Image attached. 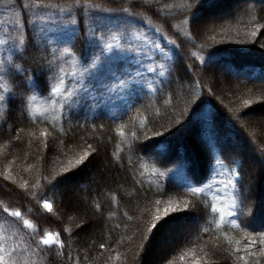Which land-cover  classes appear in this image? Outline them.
<instances>
[{
    "label": "trees",
    "instance_id": "trees-1",
    "mask_svg": "<svg viewBox=\"0 0 264 264\" xmlns=\"http://www.w3.org/2000/svg\"><path fill=\"white\" fill-rule=\"evenodd\" d=\"M76 3L0 2V40L6 41L0 44V84L8 89L0 88L5 96L0 101V235L17 246L20 264H192L193 253L201 264H234L235 242L243 247L249 235L264 232V147L259 142H264V131L257 123L264 119V5L254 4L244 13L248 8L244 3L232 15L201 23L194 31L190 20L200 0H79L80 5H99L98 9L77 8ZM225 3L204 0L195 19ZM185 4L194 8L187 10ZM109 15L130 16L137 34L163 49V53L151 49L155 63L146 58L143 63L157 71L164 64L168 71L163 77L147 73L154 81L152 89L135 84L117 93L123 99L100 107L85 96L69 113L66 105L61 107L64 97L80 87L81 66L97 51L88 43L89 26L93 17ZM37 16L44 19L47 40L54 42L47 47L28 24ZM17 20L24 27H7ZM73 29L77 36L70 40ZM21 35L32 38L23 54L18 51ZM129 39L134 47L144 46L142 40ZM66 47L69 52H64ZM49 61H54L51 71ZM130 63L136 67L131 54L111 70L120 75ZM73 71L75 76L70 75ZM223 74L230 81L219 91L207 83ZM98 80L112 83L106 76L83 82L99 88ZM50 87L58 90L53 94ZM84 151L91 155L65 172L68 160ZM250 161L257 163L254 172ZM106 170L108 176L100 185L88 190L90 179ZM188 178L191 186L202 189L200 193L182 186ZM238 188L244 196L237 195V206L245 215L237 223L248 220L250 227L237 228L231 223L234 217L225 214L221 219L211 210L215 203L227 212ZM72 191H86L87 207L69 202ZM217 191L220 199L214 200ZM44 200L52 204L51 212L43 208ZM169 201L176 211L168 215L176 219L159 232L154 228L155 236L146 232L157 208L163 213ZM4 207L19 210L21 218H6ZM25 219L33 228L24 227ZM185 223L187 233L173 240L175 228L185 230ZM35 229L39 235L59 233L65 247L35 249L31 237ZM260 247L257 242L251 251ZM240 255L247 257V252ZM253 259L264 264L260 257L249 258L250 264Z\"/></svg>",
    "mask_w": 264,
    "mask_h": 264
},
{
    "label": "snow or ice",
    "instance_id": "snow-or-ice-1",
    "mask_svg": "<svg viewBox=\"0 0 264 264\" xmlns=\"http://www.w3.org/2000/svg\"><path fill=\"white\" fill-rule=\"evenodd\" d=\"M2 2V0H0ZM204 0H200V3L195 6V10L192 11V17L190 20L191 27L194 31H199L200 29V23L198 20L195 19L196 13L199 11V7L202 6ZM28 5H23L24 9H27ZM36 7H44L47 8V5H36ZM76 7L80 8L83 7L85 9L87 8H99V5H80L79 0H77ZM184 8L187 10H192L194 6L192 4H185ZM64 10L61 9V12ZM103 11H107L106 9ZM127 12V9L124 10ZM49 19H52L51 17ZM37 20L40 21V24L37 23ZM56 20H53V23H56ZM44 23V19L41 16H37L36 20H29L28 24H30L36 31L42 35L43 39L46 40V47L52 43L53 41L47 40V37L45 34L46 30L42 26ZM71 24H75L76 21L72 20L70 21ZM9 29L11 28H21L24 27L20 23L19 20L16 21L13 25L7 26ZM157 31H159L157 29ZM253 36L256 35L255 32L252 33ZM76 32L75 29H73V35L70 37V40L76 39ZM133 37L136 40H142L144 46L140 47H134L131 43V40L129 37ZM31 37H26L25 35H21L19 37V46L18 51L20 54H23L26 52L27 47L31 43ZM172 43V41H169ZM6 43L4 40H0V44ZM88 43L91 47L96 49L97 51L93 53V55L90 57V59L87 62H84L80 69V87L78 89L68 91L67 94L64 97L65 103L61 105V107H65V105L68 108L69 113L73 110L74 106L80 104L84 97L87 96L89 99H91L92 103L96 105L97 107L102 106L103 104L108 103L109 101H114V98L123 99V97L118 96V92H123L125 90L130 89L135 84H146L149 89H152L153 80L149 79L147 76V73H151L154 76H160L163 77L165 75V72L168 71V69L165 68L164 64H160L159 71H157L156 67H153L149 64L143 63V58H146L148 60H151L152 63H155L153 60V57L149 55V52L151 49H159L161 53H163V49L160 47L159 44L149 41L147 37H143L137 34V30L135 29L132 20L129 17H114L113 15H109L106 17H93V22L89 26V39ZM151 45V48H146L145 46ZM264 46V45H262ZM70 49L67 47L64 49V52H69ZM131 54L132 59L134 61V64L136 67H133V65L130 63L128 68H124L120 75H117L116 72L112 71V66L115 62L120 61L124 59L127 55ZM164 55H167V53H164ZM12 57H9V60H11ZM54 61H49V71H51V67ZM19 67V66H17ZM141 69H144L143 71ZM3 69L0 68V72H2ZM61 73H63V69L60 70ZM77 73L73 71L70 75L75 76ZM170 75V72H169ZM101 76H106V78L112 83H106L104 80H98L100 87L96 88L94 85L91 87L88 83H84L83 81H92L94 79H98ZM0 79H3V77H0ZM31 80V78H30ZM65 83V80L63 78L59 79V84L63 85ZM163 83V82H162ZM0 88H3L5 92L8 91L7 88L4 87V85L0 84ZM51 93H55L58 89L56 87H50L48 89ZM155 90V89H153ZM162 90V89H161ZM104 93H107V96L104 95ZM0 101H5V96L0 94ZM203 103V101H201ZM245 103H248L247 101ZM10 111V109H9ZM23 107L21 108V113L23 114ZM115 118V117H113ZM179 123V121H177ZM122 134V133H121ZM41 136H46L47 134L45 132L40 133ZM156 135H161L160 133H156ZM155 143H160L159 141ZM47 147V145H45ZM89 148H91V145H88ZM145 146H141L143 148ZM162 148H166V146L161 145ZM95 151V150H93ZM91 155L90 152L84 151L82 155L79 156V158L75 159L74 161L72 159L68 160V167L64 169L65 172L69 170L71 167H75L77 165H81L82 162L86 160ZM262 164H264V160L261 161ZM164 173H161L163 175ZM238 180L240 178V173L237 172ZM10 177L5 176L4 179L8 180ZM190 179L185 181V184L182 186L188 187L189 190L193 193H200L202 191L199 187H193L191 186ZM231 183V181L229 182ZM25 185H21V187H25ZM209 190L211 191L212 186L208 185ZM50 190L54 191V186ZM237 195L243 197L244 193L240 191V189H236V195H233L231 198L230 204L227 206L228 211H225V208L223 207H217V204L213 203L211 204V210L213 213H219L221 215V219H223L224 215L226 214L229 217H234V219L231 220V223L235 225L237 228L241 227V224H243L244 227H250V221L244 220L241 221V223H237V219L240 216H244L245 213L242 208H238L237 206ZM214 200L220 199L219 192L213 196ZM240 203L243 204V199L240 200ZM156 204L159 205L160 201H156ZM43 208L47 210L48 212L52 211V204L48 200L43 201ZM184 208H188L187 202L184 204ZM3 213L7 214V217H15L17 220L21 218V212L19 210L10 211L8 207H4L2 209ZM176 211V208L173 207V203L171 201L168 202L167 207L164 209V212L161 213L160 210L157 208L155 214L152 215L151 221L148 224V227L146 228V232L153 233V236H155V233L153 232V229H156V232L161 231L164 229L171 220L176 219V217L168 215L171 212ZM205 211H207V205L205 206ZM162 216H168V219H162ZM159 222V226L157 227V224ZM23 225L25 228H33V224L30 220H23ZM67 231V230H65ZM59 233H52V232H45L43 235H39V229H35L31 233L32 243L35 244V249H40V246L43 245L46 248H51L53 246H59L60 249H63L65 247L64 243L58 238ZM38 236V239H35ZM10 238L5 235H0V264H20V260L17 253V246H11L8 244V240ZM145 240H148L149 237L145 236ZM257 242L261 247L259 248V251H251L252 248H254L257 245ZM237 247L234 249L235 253L238 255L234 259V264H236L237 261H242L243 264H250L249 258H264V232H261L256 237H252L249 235L247 238V243L241 247L240 241L235 242ZM100 247L103 249L105 247L104 244H101ZM33 249V251H35ZM25 251V250H21ZM241 252H247V257L245 255H240ZM117 260L119 259V254L115 257ZM71 260V257H69ZM184 257H181V260H183ZM192 264H201V261L199 258L195 256V253H193L192 257ZM253 264H260L259 259H253Z\"/></svg>",
    "mask_w": 264,
    "mask_h": 264
},
{
    "label": "rangeland",
    "instance_id": "rangeland-1",
    "mask_svg": "<svg viewBox=\"0 0 264 264\" xmlns=\"http://www.w3.org/2000/svg\"><path fill=\"white\" fill-rule=\"evenodd\" d=\"M232 1H236V0H225V5H222V6H219L217 8H214L211 10V12H208V13H205L202 17H198L196 20L199 21V23L203 24V23H216L220 20H223L224 18H226L227 16L229 15H232L238 8H241L239 5H243L244 3L248 4V8L247 10H243L244 13H246L248 10H251V7L252 5L254 4H260V5H264V1H259V0H238L236 1L235 3L236 4H232ZM231 2V3H230ZM228 3V4H227ZM237 8V9H236ZM245 9V8H244ZM241 10V11H242ZM207 25V24H206ZM205 25V26H206ZM203 27V26H202ZM210 28V26H208V29ZM205 30V29H204ZM201 34V33H200ZM224 75V74H223ZM220 75V76H217V78L214 80H211L209 79L207 81V83L209 82L210 86L212 87H216L219 91V88L220 87H224V85L230 81L228 80L227 81V78H225V75ZM230 78V77H229ZM231 79V78H230ZM215 83V85H214ZM214 87V88H215ZM182 88L181 87H177V90L180 91ZM217 99V98H216ZM264 113V110L263 112ZM264 116V115H263ZM259 122H257L259 124L258 126V129L260 131H264V119H260L258 120ZM259 142L261 143V146L264 147V142L262 140L259 139ZM249 165H250V168L252 169V171L254 172L255 170H257V163L254 162V161H250L249 162ZM108 176V173H107V170L106 171H101V176H93L90 181H89V184L87 185L88 186V190L89 188L94 190V185L95 184H98L100 185V181H101V178L104 179L105 177ZM264 187H262L261 190H263ZM258 189H255V192H258L257 191ZM86 191H83L81 193H76L74 191H72L70 194H71V198L72 200H68L69 202H71V204L74 202V201H77V202H80L81 204H83L84 206L87 207V201H86V196L84 195ZM74 200V201H73ZM186 225V226H185ZM184 225V229L183 230V227L182 228H179V227H176L175 228V233L173 234V240H178L181 236H183V234H186L188 229H189V226L187 223H185Z\"/></svg>",
    "mask_w": 264,
    "mask_h": 264
}]
</instances>
